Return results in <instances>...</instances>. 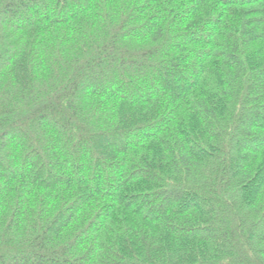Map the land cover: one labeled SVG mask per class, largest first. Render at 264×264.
I'll use <instances>...</instances> for the list:
<instances>
[{"label": "trees", "instance_id": "obj_1", "mask_svg": "<svg viewBox=\"0 0 264 264\" xmlns=\"http://www.w3.org/2000/svg\"><path fill=\"white\" fill-rule=\"evenodd\" d=\"M0 264H264V0H0Z\"/></svg>", "mask_w": 264, "mask_h": 264}, {"label": "rangeland", "instance_id": "obj_2", "mask_svg": "<svg viewBox=\"0 0 264 264\" xmlns=\"http://www.w3.org/2000/svg\"><path fill=\"white\" fill-rule=\"evenodd\" d=\"M12 142L10 140H7V145L11 146Z\"/></svg>", "mask_w": 264, "mask_h": 264}]
</instances>
